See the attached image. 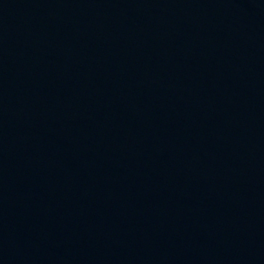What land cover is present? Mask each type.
Returning <instances> with one entry per match:
<instances>
[{"label":"water","instance_id":"water-1","mask_svg":"<svg viewBox=\"0 0 264 264\" xmlns=\"http://www.w3.org/2000/svg\"><path fill=\"white\" fill-rule=\"evenodd\" d=\"M0 264H264V0H0Z\"/></svg>","mask_w":264,"mask_h":264}]
</instances>
